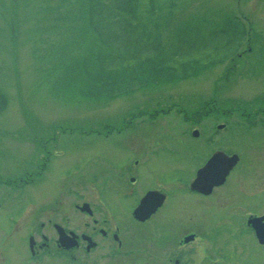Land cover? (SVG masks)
I'll use <instances>...</instances> for the list:
<instances>
[{"label": "rangeland", "instance_id": "1", "mask_svg": "<svg viewBox=\"0 0 264 264\" xmlns=\"http://www.w3.org/2000/svg\"><path fill=\"white\" fill-rule=\"evenodd\" d=\"M157 4L162 8L156 9L153 19L159 26L149 23L145 34L122 30L120 37H114L105 25L107 33L98 37L84 12L89 11L85 0H0V264H175L167 253L179 243L174 241L173 246L171 241H179L182 230L198 225L204 226L200 235L213 226L222 234L204 235L185 246L197 253L194 260L182 264H264V244L245 227L244 208L247 202L257 213L264 212V178L248 181L236 174L235 181L242 182L227 197L185 194L188 198L180 200L181 208L171 207L162 214L171 227L138 223L133 217L138 194L112 192L105 188L111 179L99 177V167L107 163L104 157L121 160L125 154L111 129L135 128L144 134L154 127L161 134L190 128L196 124L186 121L187 107L195 113L207 99L219 97L224 102L227 97L264 94V0H160ZM149 6L148 0L141 4L145 17ZM233 19L246 34L249 31L242 42V49L248 48L242 63L245 77L224 74L238 48ZM159 50H165L164 56L179 72L181 60L198 58L195 70H187L191 78L157 85L147 81L148 86L127 89L128 94L109 102L87 96L85 83L76 78L100 70L113 54L133 57ZM204 65L212 66L198 72ZM216 121L209 117L200 126ZM150 136H143L146 143ZM45 149L50 157L44 173L35 175ZM159 161L153 159L152 165L159 175L141 181L142 189L168 175L172 188L179 190L183 187L179 183L191 179L199 166L194 159L178 161L181 166L172 161L167 168ZM26 172L32 173L28 182ZM84 201L97 206L96 214L84 215L73 205ZM94 219L102 227H119L120 250L110 238L98 235L101 247L78 253L72 262L54 252L32 256L31 234L36 240L44 233L53 239V221L69 223L78 232L77 228L90 230ZM87 222L90 226L85 228Z\"/></svg>", "mask_w": 264, "mask_h": 264}, {"label": "flooded vegetation", "instance_id": "2", "mask_svg": "<svg viewBox=\"0 0 264 264\" xmlns=\"http://www.w3.org/2000/svg\"><path fill=\"white\" fill-rule=\"evenodd\" d=\"M244 40H246V37L235 44L238 48L235 50V53L231 55L230 61L232 63L226 66L224 74H234L236 77H245L242 72V67H244L242 63L246 61L243 57L244 54H247L248 48L242 49V42ZM249 50L251 51L252 49L249 48ZM187 78L191 77L188 76ZM253 97L254 98L232 96L227 97L224 102L221 101L219 97L212 98L211 100L207 99L200 109L191 114L190 109L187 107L184 113L186 121L192 120L195 121L196 124L192 125L193 127L190 128H183L180 130L167 129L168 132L161 134L159 133L160 130L154 127H149V129L144 131V134L139 132L141 129H114L110 134L116 132L114 134L117 135L116 138L119 137V149L125 154H123L121 160L113 159L112 155L104 157L107 163L105 162L99 167V177L102 178V180L107 181L111 179L112 181L111 185L104 184L105 188L108 187L107 189L112 192L120 191L126 193V195L138 194L139 198L133 212L140 204L142 198L147 194H150L153 201L152 206L155 207V210L145 220L136 219L133 215L134 219L140 224L153 221L156 226L172 225L171 227H173L172 223L163 222L162 217L164 216H162V214L165 213V209L171 207L181 208L180 200L184 201L188 198L185 194H194L200 196V198L209 199L222 198L234 194L237 185L239 186L242 182V179L240 183L235 181L236 174H238L239 177L242 175V177L248 181H253L252 178L263 179L264 94L259 93ZM225 103H227V105H225ZM209 117H213L218 121L213 122V124H205L204 127L200 126V123ZM221 118L224 119L223 123H220L219 121ZM227 120L231 122V127L229 128H226ZM222 124L225 126L221 127L220 125ZM146 135H151L147 143L143 139V136ZM161 137H165V139L162 140ZM45 151L46 155L44 153L41 156L42 162L39 164V171L35 173V175H43L44 173L47 165L46 160L50 157V151L47 149H45ZM234 155L237 156V162L227 175L224 182L220 184H214L212 182H208L209 184L199 183L197 186H194V181L199 169L202 168L211 158L215 157L214 161H216V156H218L226 160L225 158ZM153 159H155L156 162L160 159L159 165L162 162L164 168L170 167L172 161L178 163L175 164V166H179L180 164L178 161H182L183 163L185 159L188 161L189 159H194V161H198L199 166L191 179L179 183V185L183 186L180 187L179 190L172 188L171 182H168L170 179L167 177L168 175L157 178L156 183H145L146 188L142 189L140 185L141 181L148 179L150 176L156 177L160 173L158 172L154 174L152 165L155 162H153ZM26 174L28 178L25 181L28 182L32 180V173L26 172ZM20 180H22V178H20ZM231 183H234V185L232 186ZM245 191L252 193V190L246 189ZM84 203H88V201H84L81 205L78 203H73V205L77 210L79 209L84 213V215L93 216L96 214L98 211L97 206L94 207V205L89 202L88 204L91 207V212H87L81 209ZM246 204L247 202L243 205L245 206L244 208H247L246 215L248 216V219L252 215L259 216L264 214V212L257 213V211H255L257 208H249ZM190 205L191 204H188L186 207H190ZM229 211L232 213L235 210L232 211L230 209ZM159 215H161V219H157ZM104 221L106 225H109L106 220ZM100 223V220L94 219V223L91 225L90 230L83 231L77 228L78 232H76V228L75 230L69 228V223L60 224L53 221V229H55L56 232L55 238L50 239V236L44 233L42 234L41 240L34 239L33 248L30 246L29 240V247L32 256L40 255V253L49 256L54 252L56 257L60 256L64 260L72 262L76 260L78 253L83 251L86 253H92L101 247L102 240L96 239L98 235L104 236L105 239L110 238L112 242L115 243V248L120 250L123 247V242L120 239L121 232L119 227L116 228V231L109 228V226L102 227ZM89 224L90 223L87 222L85 228H88V226H90ZM45 225L46 224L43 222L41 226ZM245 227L254 231L252 225L248 224ZM203 229L204 226L198 225L194 228L182 230L185 232L182 238L179 241L176 239L171 241L172 244L175 241V245L179 243V247L167 253L169 262L182 264L190 258L191 260H194L197 252L195 253L194 248L190 249L188 247L187 249L185 246L194 243L204 235L211 237L222 234L213 226L212 228L209 227L211 233L208 232L200 235V230ZM189 235H193V238L186 241V237ZM30 236L33 235L31 234ZM165 238L169 239L168 237ZM165 245L166 242L164 243V246ZM170 248L171 246L169 249ZM190 255L192 256L188 257Z\"/></svg>", "mask_w": 264, "mask_h": 264}, {"label": "trees", "instance_id": "3", "mask_svg": "<svg viewBox=\"0 0 264 264\" xmlns=\"http://www.w3.org/2000/svg\"><path fill=\"white\" fill-rule=\"evenodd\" d=\"M143 1L85 0V2H88L89 11L84 12H86L87 18L93 24V33L98 35V37L107 33L105 25H108L109 34L114 37H120L122 30L125 32L128 31L130 34L136 33L137 31L140 34H145L149 30V23H156L154 25L159 26L153 19V16L155 15L156 9L162 8V4H157V1L160 0H148L150 6L147 10V17H145L141 13V4ZM117 24L121 28L113 27ZM231 26L238 30L236 41H240L244 37L240 25L233 23ZM149 33L152 34L153 31L150 30ZM164 51L159 50V53L154 55L140 53L135 54L133 57L113 54L111 55L110 62L101 65L100 70L91 72L92 75L86 74L85 76L82 74L76 78L85 83L82 88H85L84 92L87 96H92L95 100L109 102L117 96L128 94L129 91L148 86L147 81L151 85H157L187 78L190 76L187 70H195L194 64L199 61L198 58H192L189 61L181 60L182 72H179L176 69V65L170 64L172 63L170 61L171 59L164 56ZM205 68V65L200 67L198 72H201ZM88 85L89 87H86ZM2 110L3 108L0 109V112Z\"/></svg>", "mask_w": 264, "mask_h": 264}, {"label": "water", "instance_id": "4", "mask_svg": "<svg viewBox=\"0 0 264 264\" xmlns=\"http://www.w3.org/2000/svg\"><path fill=\"white\" fill-rule=\"evenodd\" d=\"M223 127L224 125H220ZM227 157V156H226ZM214 158H211L202 168L199 169L197 177L194 181V186H197L199 183H208L212 182L214 184H220L226 180L227 175L234 167L237 162V156H231L225 158L226 160L216 156V161ZM209 184V183H208ZM152 198L150 194H147L142 198L140 204L134 210L135 218L139 220H145L148 216L155 210V207L152 206ZM83 210L91 212L90 205L85 203L82 206ZM249 224H252L256 231V235L260 243H264V215L251 217L248 220ZM193 238V235L186 237V241ZM34 239L30 238V246L33 248Z\"/></svg>", "mask_w": 264, "mask_h": 264}]
</instances>
